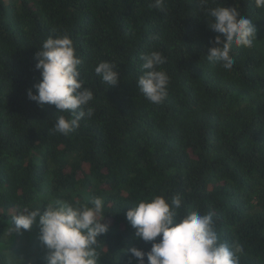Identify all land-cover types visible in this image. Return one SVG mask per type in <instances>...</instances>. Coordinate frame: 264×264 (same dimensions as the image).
I'll return each instance as SVG.
<instances>
[{
	"label": "trees",
	"instance_id": "obj_1",
	"mask_svg": "<svg viewBox=\"0 0 264 264\" xmlns=\"http://www.w3.org/2000/svg\"><path fill=\"white\" fill-rule=\"evenodd\" d=\"M153 3L0 0V234L18 212L46 205L49 185V196L74 205L101 198L109 229L98 237L100 264H128L127 248L151 247L133 238L128 209L179 196L181 215L211 213L221 242L243 246L240 264H264V8L165 0L161 11ZM217 6L237 7L257 29L252 48L233 45L231 70L205 56L217 35L207 10ZM62 35L94 95L92 116L67 136L53 125L71 114L27 95L40 80L35 53ZM151 51L166 58L160 67L170 78L159 105L136 87L140 56ZM101 61L117 64V85L95 74Z\"/></svg>",
	"mask_w": 264,
	"mask_h": 264
},
{
	"label": "clouds",
	"instance_id": "obj_2",
	"mask_svg": "<svg viewBox=\"0 0 264 264\" xmlns=\"http://www.w3.org/2000/svg\"><path fill=\"white\" fill-rule=\"evenodd\" d=\"M165 0H154L153 7L163 11ZM208 0H200L202 5ZM257 8H264V0H254ZM211 17L208 28L217 33L214 46L205 55L210 63L219 62L225 70H231L235 61L230 55L233 45L252 48L257 40V29L251 19L237 7L217 6L207 10ZM35 68L40 80L27 90L28 98L39 106L54 105L59 112H68L71 118L59 116L53 127L65 136L73 132L79 121L92 116L88 107L93 92L85 87L79 71L82 63L76 54L73 41L67 35L49 37L35 53ZM142 75L136 87L152 104L159 105L167 96L170 82L161 69L166 58L158 51L140 56ZM117 64L101 61L94 72L109 87L119 83ZM182 200L179 196L166 198L155 196L141 200L125 214L134 239L150 242V250L137 247L126 249L130 253L128 264H240L243 246L234 242H221L211 213L198 211L181 215ZM101 198H93L90 204L74 205L65 200H51L43 207L24 209L12 217L8 236L22 230H30L33 224L39 229L38 239L45 247V264H100L98 251L101 235L109 225ZM157 237L159 240L157 241ZM13 264V262H9ZM19 264L23 261L19 259Z\"/></svg>",
	"mask_w": 264,
	"mask_h": 264
},
{
	"label": "rangeland",
	"instance_id": "obj_3",
	"mask_svg": "<svg viewBox=\"0 0 264 264\" xmlns=\"http://www.w3.org/2000/svg\"><path fill=\"white\" fill-rule=\"evenodd\" d=\"M49 188L50 186L46 185L45 197L48 195L49 201L57 200L49 196L47 193ZM8 229L0 234V264H9L10 261L16 264L19 263V259L22 261L41 259L45 264L47 250L38 239L39 229L36 224H33L30 230H22L20 234L13 232L10 236Z\"/></svg>",
	"mask_w": 264,
	"mask_h": 264
}]
</instances>
